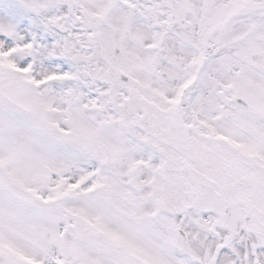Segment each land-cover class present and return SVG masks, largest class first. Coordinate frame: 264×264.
<instances>
[{"label": "snow or ice", "instance_id": "6c2138e0", "mask_svg": "<svg viewBox=\"0 0 264 264\" xmlns=\"http://www.w3.org/2000/svg\"><path fill=\"white\" fill-rule=\"evenodd\" d=\"M0 264H264V0H0Z\"/></svg>", "mask_w": 264, "mask_h": 264}]
</instances>
